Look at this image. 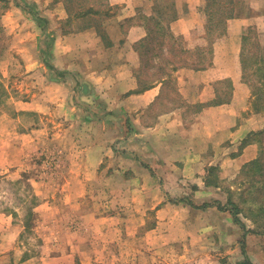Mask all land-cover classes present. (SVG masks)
Here are the masks:
<instances>
[{"label": "crops", "instance_id": "obj_1", "mask_svg": "<svg viewBox=\"0 0 264 264\" xmlns=\"http://www.w3.org/2000/svg\"><path fill=\"white\" fill-rule=\"evenodd\" d=\"M87 1L91 2L86 11H68L62 3L54 10L45 8L42 15L47 25L37 24L15 0L3 11L7 50L0 58V169L15 167L26 153L47 142L49 114L66 116L69 122L60 128V142L77 149L63 173L70 178L62 190L71 196L78 191L85 194L99 174L105 175L104 185L115 176L125 185L135 182L133 189L140 195L136 205L155 210L153 219L138 220L140 226H151L145 230L149 250L152 255L174 254L173 240H191L196 235L185 232L175 237L171 225L177 222L191 228L192 208L203 202L211 207L214 193L223 198V182L256 156L257 145L244 146L243 141L264 126V108L254 109L256 97L241 81L231 40L253 24L264 31V22L254 13L264 0H239L227 21L225 37L214 45L210 65L169 69L148 83L139 75L137 44L149 36L145 15L152 11L139 9L143 0H104L102 8L95 0ZM205 1L168 0L179 13L167 23L170 32L189 41L194 33H201ZM45 60L63 74L53 72ZM18 66L40 82L37 92L32 93L30 85L11 91L8 82ZM224 80L233 89L229 98L220 99L219 85ZM170 83L181 101L172 96ZM5 105L8 108L1 109ZM193 110L195 115L190 116ZM80 122L88 124L87 133L66 141V133L71 132L67 125L74 129ZM177 191L193 194L175 202L170 195ZM180 209L187 210V215L177 216ZM15 217V213L0 211V264H13L12 250L26 227ZM227 222L231 224L230 219ZM231 232L238 235L239 229ZM50 259L48 264H57L61 256L54 253Z\"/></svg>", "mask_w": 264, "mask_h": 264}, {"label": "rangeland", "instance_id": "obj_2", "mask_svg": "<svg viewBox=\"0 0 264 264\" xmlns=\"http://www.w3.org/2000/svg\"><path fill=\"white\" fill-rule=\"evenodd\" d=\"M40 1L39 4L37 0H15L40 25L48 24L47 18L42 15L43 11L54 10L57 4L62 3L68 11H86L91 2ZM167 1L143 0L144 5L139 7L141 11H152L150 15L145 16L146 19H150L154 34L151 40L153 46L151 49L153 55L150 54L151 64L139 69L143 83H148L152 77H155L153 73H161V68L169 69L165 63L167 57L173 56L171 47L178 50V58L187 57L186 52L190 50L194 54L199 53L206 66L210 65L215 43L225 37V28L229 19L225 16L232 12L235 14L239 5V0H234L229 6L225 4L227 0H206L201 11L204 20L201 33H194L191 41L183 35H173L160 47V41L167 38L166 20L161 17V11L168 9ZM10 2L12 0H0V58L7 50V35L1 15L7 10ZM94 3L101 8L105 7L104 0H95ZM254 13L257 19L264 22V1ZM258 27V24L251 25L243 33L233 37L231 42L237 50L241 81L251 92L253 90L262 92L257 101L258 105L260 104L259 109L262 110L264 108V31L259 30ZM148 57L146 56V59ZM187 58L194 60L189 56ZM51 69L55 72V69ZM16 73L14 79L11 77L9 82L7 81L12 92L16 87L21 89L30 85V91L33 93L41 87L37 78L31 73H26L25 68L18 66ZM219 87L222 91L220 99L229 98L233 89L231 82L224 80ZM169 89L173 91L176 87L170 83ZM173 92L172 96L175 100L181 101V96ZM192 93H195L194 89ZM2 107L5 110L8 108L7 105L1 106V109ZM194 112V110L190 112V116L195 115ZM54 115L49 114L51 119L46 120L50 134L47 142L38 150L26 153L15 167L0 169V211L15 213V220L26 226L12 250L13 264H43V262L48 264V261H51L50 256L54 253L61 256L57 264L63 262L65 264H238L247 256L256 264H264V210H262L264 172L260 176L251 178L252 169L245 167L247 163L261 155L264 149V133L252 136L244 145L255 143L256 156L247 161L237 175L223 182L225 188L223 198H218L219 193H214L213 200L209 202L213 204L211 207L198 208L193 205L191 228L188 224L177 222L170 227L175 237H182L185 232H192L196 237L193 236L191 240H183V238L173 240L172 251L175 248L177 251L171 255L159 256L152 255L148 248L151 244L148 242L145 230L151 227L150 224L140 226L138 222L140 218L147 216L153 219L155 210H147L141 207V203L136 205L135 198L140 195L133 189L135 182H128L125 185L120 177L115 176L109 178L104 185L105 175L99 174V177L93 181L94 185L90 184L85 194L83 191H78L71 196L70 191L62 190L63 182L70 178L63 173L71 166L77 146L60 142L62 139V135L59 136L62 132L60 128L69 120L66 116L58 118L53 117ZM87 125L80 122V126L74 129L71 125H67L71 132L66 133V141L72 136L85 135L88 131ZM261 163L264 165V157ZM120 185L124 190L122 192ZM258 187L260 189L257 191ZM192 194L177 191L173 192L170 198L178 202L181 197L188 195L190 197ZM73 197L75 200L72 202L62 204L65 200L71 201ZM77 198L79 199L76 201ZM190 200L193 202L192 199ZM231 200L237 203L239 209L230 202ZM204 203L207 202L197 205ZM37 206L39 207L36 209ZM187 213V210L180 209L176 214L182 217ZM104 216H109L110 220H105ZM229 219L231 224L227 222ZM237 228L239 234L235 235L231 231ZM138 233L139 237L135 238ZM184 242H186L185 246L182 245Z\"/></svg>", "mask_w": 264, "mask_h": 264}, {"label": "trees", "instance_id": "obj_3", "mask_svg": "<svg viewBox=\"0 0 264 264\" xmlns=\"http://www.w3.org/2000/svg\"><path fill=\"white\" fill-rule=\"evenodd\" d=\"M234 0H227L225 4H228V6L233 3ZM20 5V3H19ZM166 5L168 6V9L167 11H161V17H163L165 20H166V37L167 38H163L162 41H160V47L161 45H165L166 44V40L169 39V37H172L173 34L170 32L169 30V22L170 20H172L173 18L177 17L178 16V10L175 6L174 3L172 2H167ZM22 6V5H21ZM23 7V6H22ZM24 8V7H23ZM25 9V8H24ZM233 9V8H232ZM234 15V13H229L227 14L225 17L228 19L230 17H232ZM149 23H150V19H148ZM168 23V24H167ZM225 31H226V28H225ZM154 38V34H153V27L152 25L150 24V33H149V36L142 42H140L139 44H137V49L139 50V53H140V58H141V68H144L145 66L151 64L150 60L152 59V56H150V54H152V50L153 49V46H151V40ZM164 48V46H163ZM161 49V48H160ZM170 50H173V56L171 55L170 57H167L166 58V63H165V66H169V69H173V68H178L180 66H189V67H193V68H203L206 66L205 62L203 61V58L202 57H199V53L197 54H194L193 51H187V57L189 56L190 58H193L194 60H191L187 57H179V52L176 48H173L171 47ZM148 53V54H147ZM153 55V54H152ZM146 56L148 57V59H146ZM44 59V57H43ZM46 64L53 68L54 67L49 64L46 60H45ZM153 63V62H152ZM160 66V65H159ZM169 69H166L165 67L161 68V73H153L155 75V77L157 78H160L162 77L164 74H167L169 72ZM56 73L57 74H63L62 72H59L58 70H56ZM155 77H152L151 79H155ZM2 85V81H0V90L2 89L1 87ZM253 95H255V101H254V109L256 111L260 110L259 107H260V104L258 105L257 101L258 99L260 98V96L262 95V92L259 90H253L252 92ZM3 91L1 90L0 92V100L3 98ZM264 133V128L263 129H260L258 131H254L252 132L246 139H244V144L245 145L247 142L250 141L251 137L252 136H257L259 134H262ZM261 142V139L259 140ZM264 148V147H263ZM264 157V149H262L261 151V155L259 156V158L257 159H254L252 160L251 162L247 163L245 167H249L251 168V178L255 177V176H260L261 174H263L264 172V165H262L261 161ZM260 188L258 187L257 188V191L259 190ZM264 190V189H263ZM261 191V190H260ZM232 204H235L236 207H238L237 203H234V201H230ZM208 204H204L202 205L201 207H206ZM239 209V207H238ZM262 210H264V206L262 208ZM238 214V210L237 212H235V217L237 216ZM237 218V217H236ZM238 264H256L254 261H252L248 256L246 257V259L240 261Z\"/></svg>", "mask_w": 264, "mask_h": 264}]
</instances>
